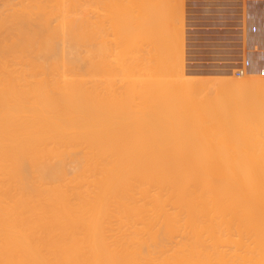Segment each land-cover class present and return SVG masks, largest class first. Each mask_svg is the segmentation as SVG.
Instances as JSON below:
<instances>
[{"label":"bare ground","instance_id":"bare-ground-1","mask_svg":"<svg viewBox=\"0 0 264 264\" xmlns=\"http://www.w3.org/2000/svg\"><path fill=\"white\" fill-rule=\"evenodd\" d=\"M152 2L143 3L146 17L140 0H0V264H264L263 138L250 128L253 143L240 135L246 126L238 133L227 121L226 133L210 122L209 130L212 108L197 95L215 86L228 97L212 101L236 107L264 80L191 75L179 45L184 18L169 21L167 3L156 2L166 13ZM148 35L169 57H153L158 71L153 58V70L138 59L153 50L138 48ZM135 58L156 71L149 119ZM250 98L240 101L243 117L254 111L253 122L264 121ZM172 125L184 132L178 139ZM243 138L261 144L247 153Z\"/></svg>","mask_w":264,"mask_h":264},{"label":"rangeland","instance_id":"rangeland-1","mask_svg":"<svg viewBox=\"0 0 264 264\" xmlns=\"http://www.w3.org/2000/svg\"><path fill=\"white\" fill-rule=\"evenodd\" d=\"M141 1H142V5H141ZM144 1H145V0H144ZM144 1H143V0H140V6H141V7H140V10H141L142 8H143V9H146V7H147V6H146V7H143V3H144ZM148 1H149V0H148ZM150 1H153L152 3L155 2L154 4H156V5H155V6H156V9L159 8V9H161L162 11H166V13H167V10H163V9H162L163 6H164L163 4H161V3L159 4L160 6H162V8H160V6L157 4V3H159V2H162V3L166 2L167 4H166V3H164V4H166L165 6H167L168 8H171V9H172V7L174 6V8L172 9V11H171V9H170V12H168V13H169V17H170L171 15L174 16V14H175V12H176L177 15H179V17H180V19H181V20L179 19L180 21H182V19L184 18L183 21H182V26H183L184 28L181 29V27H180V29L182 30V34H183V35H181V33L179 34V35L182 36V42L185 41L183 44H182V42H180V44H179V45H182V46H183V47H182V46H180V47L182 48L183 60H184V67L187 68V69L189 68L188 70L191 71V73H192V71L194 70L193 73H192L191 75H197V74H198V75H202V76H204V74H203L204 72L202 71V68H201V67H197V69H196V66H197V63H198V62H197V60H195V59L192 58L193 56H192L191 51H190V49H189V47H190V45H191V43H192V40H193V38H194V33H193V32L196 30V29H194L195 27H193V24H194V23H193V24H191V23L194 22L195 19L201 17L200 14L202 15L205 11H206V12L208 11V9H209V8H208V3L210 4L211 2H210V1H205V0H182V1H183V4H184V5L182 4V7H184V8H183V12H182V8L180 7V6H181L180 4H181V2H182L181 0H180V1H179V0H177V1L174 0V3H173V2H172V3L170 2V1H173V0H163L164 2H163V1H160V0H156V1H155V0H150ZM157 1H158V2H157ZM175 1L178 2L179 6H177V7H179V8H176V6H175V3H176V2H175ZM189 1H190V2H189ZM156 2H157V3H156ZM204 2H205V4H206V3H207V4L205 5ZM148 3H149V2H148ZM150 3H151V2H150ZM202 3H203V4H202ZM212 3H216V2H212ZM223 3H229V2H223ZM168 4H169L170 6H168ZM171 4H172V5H171ZM176 4H177V3H176ZM178 4H177V5H178ZM187 4H188V5H187ZM147 5H148V4H147ZM157 5H158L159 7H157ZM152 6H153V4H152ZM165 6H164V9H166ZM193 6H194V7H193ZM198 6H199V7H198ZM196 7H197V8H196ZM201 7H202V8H201ZM148 8H149V7H148ZM152 8H153V7H152ZM152 8H151V7L149 8V9L151 10V13L155 14V12H156L155 15H157V11H156L155 9H152ZM180 8H181V9H180ZM192 8H195V9H192ZM198 8H200V10H199ZM176 9H177V10H176ZM140 10H139V12H140V15H141V14H142V13H141L142 10H141V11H140ZM153 10H154V12H152ZM161 10H160V11H161ZM168 10H169V9H168ZM175 10H176V11H175ZM180 10H181V11H180ZM184 10H185V11H184ZM186 10H187V11H186ZM189 10H190V11H189ZM192 10H193V11H192ZM146 11H148V10H147V9H146V10H143V12H144L143 14L145 15V13H146V14H147L146 17H147V16H148V12H146ZM162 11H161V13H160V14L162 15V19H165V20H164L165 25H166V24L169 25V23H168V18H169V17H167L168 14L166 15V13H164V12H162ZM191 11H192V12H191ZM171 12H172V14H171ZM180 12H181V13H180ZM188 12H189V13H188ZM179 13H180V14H179ZM185 13H186V14H185ZM194 13H195V14H194ZM160 14H158V15H160ZM164 14L166 15L165 17H164ZM193 14H194V15H193ZM197 14H198L199 16H197ZM132 15H133V13H132ZM182 15H183V17H182ZM186 15H187V16H186ZM140 17H142V16H140ZM152 17H153V16H152ZM157 17H160V16H157ZM186 17H187V18H186ZM142 18H143V17H142ZM155 18H156V17H155ZM166 18H167V19H166ZM148 19H149V18H148ZM142 20H143V19H142ZM170 20H172V17H170L169 21H170ZM153 21H154V20H153ZM156 21H159V22H160L159 25H161V23L163 24V22H161L160 20H157V19H156ZM177 21H178V20H177ZM141 22H142V21H141ZM146 22H147V20H146ZM159 22H157V23H159ZM178 22H179V21H178ZM186 22H187V24H186ZM150 24H152V23H150ZM150 24H149V25H150ZM177 24H178V23H177ZM143 25L146 26L147 23H146V25H145V23H144ZM156 25H157V24H156ZM165 25H164V26H165ZM151 26H152V25H151ZM151 26H150V28H151ZM161 26H162V25H161ZM161 26H160V29H161ZM164 26H163V27H164ZM155 27H159V26H155ZM166 27H167V25H166ZM141 28H142V27H141ZM147 28H148V26L146 27V29H147ZM152 28H153V27H152ZM167 28H168V27H167ZM167 28H166V29H167ZM154 29H155V28H154ZM157 29H158V28H156V30H157ZM160 29H159L158 31H160ZM193 29H194V30H193ZM141 30H142V29H141ZM143 30L146 31L145 29H143ZM148 30H150V29L148 28ZM148 30H147V31H148ZM161 30H163L164 33H162V31H160L159 34H161V33H162V34H166L165 32H167V31H165L164 29H161ZM167 30H169V29H167ZM181 30H180V31H181ZM147 31H146V32H147ZM152 31H153V29H152ZM153 32H154L153 34L155 35V31H153ZM143 33H144V32H143ZM150 33H152V32L150 31ZM186 33L189 34V35L187 36ZM145 34H146V33H145ZM148 34H149V32H148ZM153 34H152V35H153ZM168 34H169V33H168ZM168 34H167V35H168ZM191 34H192L193 37L191 36ZM142 35H143V34H142ZM156 35H157V34H156ZM156 35H155V36H156ZM167 35H166V39H165V40H167V41L170 42V38H167ZM145 36H147V35H145ZM145 36L143 37V39H139V40H141L142 42L139 41V42H141V46H140V44H139V45H138V48H142L143 51H144V46L147 47L148 50H151V49L153 48L154 52H153V50H151V51L154 53V55H153V53H150L151 51H148V50H147V51L149 52L148 54H150V55L147 56L148 54H146L147 57L145 56V58H144V57L141 56L142 59H141V58H138V59H139V60H142V61L147 59L146 62H145L146 64L150 61V62H149V66L146 65V67H149V69H152V70H153L154 67H151V66H153L152 63H151L152 58H153V57H154V58H156V57L160 58L159 55H161V59L163 58L162 61H163V60L166 61V60H168V59H167L168 55H167V57H166L165 55L163 56V54H162V53H163V50H162V49H161V50H162L161 52H160L157 48L154 49V47H156V45H157V43H156L157 40H155V39H151L150 35H148L147 38H146ZM158 36H159V35H158ZM161 37H165V35H160V38H161ZM168 37H169V36H168ZM189 37H190V38H189ZM144 38H145V39H144ZM149 38H150L151 40H149ZM154 38H155V37H154ZM157 38H158V37H157ZM160 38H159V39H160ZM147 39H148V40H147ZM168 39H169V40H168ZM143 40H144V41H143ZM154 40H155V41H154ZM190 40H191V41H190ZM147 41H148V42H147ZM161 41L164 43V41L160 39V42H161ZM143 42H144L145 45L143 44ZM150 42H151L152 44H153V42H154V44L152 45ZM146 43H147V44H146ZM148 43H149V45L151 44V47H152V46H154V47L150 48V46L148 45ZM155 43H156V44H155ZM170 43H171V42H170ZM178 43H179V42H178ZM187 43H188V44H187ZM142 44H143V45H142ZM165 44L167 45V47L169 46V45H168V42H167V43L165 42ZM158 45H159V44H158ZM170 45H171V44H170ZM134 47H137V46H134ZM134 47L131 46V48H132L133 50L136 49V48H134ZM157 47H159V46H157ZM168 48H169V47H168ZM164 49H165V48H164ZM138 50H139V49H138ZM142 50L140 49L139 51H142ZM130 51H131V50H130ZM143 51H142V53H143V56H144V55H145V54H144L145 51H144V52H143ZM147 51H146V52H147ZM155 51H157V53H155ZM158 51H159V53H158ZM164 51H168V50H164ZM186 51H188V52H186ZM189 51H190V52H189ZM132 52L135 53L134 51H132ZM146 52H145V53H146ZM142 53L139 52V54L136 53V54H133V55L136 57V56H140V55H142ZM160 53H161V54H160ZM165 53H166V52H165ZM137 54H138V55H137ZM167 54H168V52H167ZM186 54H187V55H186ZM188 54H189V56H188ZM127 55L130 56V54H127ZM131 55H132V53H131ZM133 55H132V56H133ZM190 55H191L192 57H191ZM150 56H151V59H149ZM155 56H156V57H155ZM187 57H188V58H187ZM136 58H137V57H136ZM136 58H135V59H136ZM154 58H153V59H154ZM158 58H156V59H158ZM164 58H166V59H164ZM168 58H169V57H168ZM190 58H191V59H190ZM129 59H130V58H129ZM132 59H133V58L131 57L130 60H132ZM138 59H136L137 66H138L137 70H138V72H139L140 69H142V70L140 71V72H142V73H139V74H140V75L142 74V75H141L142 79L144 78V79L142 80V81H143V82H142V85H143V86H141V87H142V91H143V92H142V96H141V100L143 101V103H142V101H141V105H144V106H142V108L144 107L143 110H142V111H144V112H143V113L141 112V113H142V115L145 114V116L147 117V116L150 115V113H149V110H150V109H149V106H150L151 91H152V86H153V83H152V82H153V80H154V79H152V78H154V76H152V75H154V74L156 73V71H158V70H157V68H158V65H157V64H158L159 61H157V60L154 59V60H155L154 64L156 65V69H154V70H156V71H155V72H154V71L152 72L151 70H148L146 67H144V68H146V69L142 68V67H141V65H142L141 62H142V61H139V62H138ZM127 60H128V59H127ZM130 60H129V61H130ZM148 60H149V61H148ZM154 60H153V61H154ZM129 61H128V62H129ZM153 61H152V62H153ZM156 62H157V63H156ZM187 62H188L189 64H188ZM132 63H133V62H132ZM132 63H130V64H132ZM139 63H141V64H139ZM145 63L143 62V65H144ZM159 63H160V62H159ZM167 63H168V62H167ZM167 63H166V64H167ZM193 63H195V64H194V66L192 67ZM161 64H163V62H161L160 65H161ZM190 64H191V65H190ZM168 65H169V63H168L167 65H165V66H168ZM189 65H190V66H189ZM198 65H199V63H198ZM139 66H140V67H139ZM165 66H164V67H165ZM186 66H187V67H186ZM161 67H162V66H161ZM161 67H160V68H161ZM164 67H163V69H164ZM160 68H159V69H160ZM167 68H168V67H167ZM168 69H169V68H168ZM161 70H162V68H161ZM159 71H160V70H159ZM162 71H163V70H162ZM167 71H168V70H167ZM168 72H169V71H168ZM197 72H198V73H197ZM200 72H201V73H200ZM227 72H228V73H227ZM235 72H236V67H235V68H231L230 70L225 71V74L219 76V78L222 77V79H223V78H224V79H232V78H234V79H238L237 76L235 75ZM148 73H149V74H148ZM158 73H159V72H158ZM160 73H161V71H160ZM195 73H196V74H195ZM199 73H200V74H199ZM150 74H151V77H147V76H149ZM164 74H165V73H164ZM167 74H168V73H167ZM246 74H247V70H246ZM143 75H144V76H143ZM169 75H171V74H169ZM233 75H234V76H233ZM158 76H159V75H158ZM167 76H168V75H167ZM159 77H162V76L160 75ZM164 77H165V79L167 78L166 75H165ZM164 77H162V78H164ZM170 77H172V75H171ZM170 77L168 76V78H170ZM173 77L176 78V76H173ZM173 77H172V78H173ZM252 77H253V76H252ZM162 78H160V79H162ZM165 79H164V80H165ZM148 80H149V81H148ZM162 80H163V79H162ZM166 80H167V79H166ZM144 81H145V82H144ZM150 84H151V85H150ZM125 85H126V84H125ZM128 85H129V83H128ZM147 85H148V86H147ZM149 85H150V86H149ZM262 87H263V86H261V87L258 86V87H256L255 89H253V91H255V92H256V91H257V92H260V91H261V92H263L264 89L261 90ZM150 88H151V89H150ZM203 88H204V87H203ZM203 88H201V89L203 90V92H200V91H202V90H199V94H197V95H198V97H200V95H201V98H202V100H203L202 103H204L205 106H206V104H207V106H209V107H211V108L213 109V110L211 109L210 112H211V115H212V114L214 115V118H212L213 115L210 117V115H209V114H210L209 111H208V115H207V114H206V113H207L206 110L203 109L204 112H205L204 115L206 114V115H207V116L205 115L206 117L209 116V117H210V118H209L210 120H211V118L213 119V120H211V121H210V120L207 121V120L204 119V121L206 122L205 125H204V123L202 122V124H203L204 126L207 127L206 124H208V125L210 126V124H209V122H210L211 125H212V127L214 126V128H220V129H214V130H217V131H221L224 127H229V126H231V125H232L233 127H234V125H235V127L237 126L236 128H237V130H238V128H240V127L242 126V127H241L242 129L240 128L241 131L239 130L238 133H239V132L241 133L242 130L245 128L244 126H246V128L249 129V130L246 131V128H245V129L243 130L242 134H240V135H242V137L244 136L243 134H246V132H248L247 134L249 135V134L252 133V132H250V131H252L251 129H255V130H253V131H255V134H257V135H255L256 138H257V136L259 135L260 137H262V138L264 139V129H263V128H264V127H263L264 124H262V126L259 125L261 122L264 123V121H263V120H262V121L260 120V121H261V122H260L259 120H257V122L259 121V123H256V121L253 122L252 116H255V115H253V113H255L254 111H252L253 113H251L252 116H251L250 112L248 111L249 114H250V116L248 115V117H247V116L243 117L244 114L242 115V112H245V111H247V110H245V108H244V109H241V108L239 107V106H242V105H240V104H241L240 101H241L242 104H243V103L245 102V99H246V100H247L246 103H247V102L249 103L250 101H249L248 99H249L250 97H252V96H250V97L247 96V98H248V99H247V98H245L246 95H245V97H244V96L241 97L240 95H238V96H240V97H239V98L237 97L236 99L239 100V103L237 104L238 106H236V107H235V105H236L235 103H232L231 105H229V104H227V103L224 102V103H223L224 105H222V102H221V101H216V102L214 101L215 103L212 101V99H213V100L215 99V96H216V95H217L216 97L219 99L218 94H216V93H217V90H216V93H215V86H214V87L212 86V88H214V91H213V89H212L211 87H210V88H204V89H203ZM211 89H212V90H211ZM216 89H217V88H216ZM208 90H209V91H208ZM250 90H251V92H252V89H250ZM250 90H249V93H250V94H253V93L250 92ZM259 90H260V91H259ZM207 91H208V92H207ZM204 92H205V93H204ZM211 92H212V93H211ZM245 92H246V91H245ZM261 92H260V93H256V94L254 93V94H253V97H252V98H253V101H254V103H255V105H254L253 108L257 107L259 111H258L257 109H256V111L260 112V115H259V113H256L257 115H259V116H258V119H259L260 116H263V115H264V98H262L264 95L261 96V94H264V92H263V93H261ZM144 93H145V95H144ZM196 93H198V92L196 91ZM221 93H222V94H221V96H220V97H221L220 99H222V98L224 97L223 99L225 100L226 96L228 97V95H226L227 92H221ZM223 93H224V95H223ZM215 94H216V95H215ZM244 94H248V92H246V93H244ZM244 94H242V95H244ZM250 94H248V95H250ZM203 95H204V96H203ZM255 95L257 96V98L255 97ZM206 96L209 97V98H206ZM222 96H223V97H222ZM258 97H259V98H258ZM201 98H200L199 102L202 101ZM204 98H205V99H204ZM217 98H216V99H217ZM240 98H241V99L243 98V99L240 100ZM252 98H250V99H252ZM255 98H256V100H255ZM207 99H209V100H207ZM216 99H215V100H216ZM218 99H217V100H218ZM220 99H219V100H220ZM257 99H259V100H258L259 103H258ZM262 99H263V100H262ZM206 100H207L208 103H206ZM243 100H244V101H243ZM144 101H145V102H144ZM255 101H257V102H255ZM236 102H237V100H236ZM209 103H210V104H209ZM217 103H218V104H217ZM219 103L222 105V109H223V110H224L225 108H228L227 106H230L229 108L233 109V111H227V112L225 111V112L228 114V118H227L226 120H224V119L222 120V122H223V121H227L228 126H224L225 124H227L226 122H225V124H224V122L222 123L221 121H219V120H221V118H225V117L222 115V113H223L224 111H223L222 113H221V111H220V110H222V109H220V108H221V105H220ZM246 103H245V105H246ZM251 103H252V101H251ZM256 103H257V106H256ZM258 104H259V105H258ZM210 105H212V106H210ZM251 105H253V104H251ZM251 105H248V106L250 107ZM224 106H226V107H224ZM248 106H246V107H248ZM209 107H208V108L206 107L205 109H210ZM215 107H218V108L220 107V108H219V109L216 108V109L214 110ZM239 108H240L241 110H240ZM144 109H145V110H144ZM237 110H238V111L240 110V111L237 112ZM242 110H245V111H242ZM248 110H249V109H248ZM252 110H253V109H252ZM213 111H215V113H214ZM218 111H220V113H219ZM212 112H213V113H212ZM216 112H218L219 115H218V114L216 115ZM225 112H224V113H225ZM224 113H223V114H224ZM237 113H238V114H237ZM147 114H148V115H147ZM246 114H247V113H246ZM246 114H245V115H246ZM261 114H262V115H261ZM220 115H221V116H220ZM241 115H242V118H240ZM257 115H256V116H257ZM145 116H142V117L144 118L143 121L145 120V123H147L148 120L145 119ZM219 116H220L221 118H219ZM226 116H227V115H226ZM236 116H238V117H236ZM206 117H205V118H206ZM215 117H216V119H215ZM217 117H218V118H217ZM249 117L252 119V121H250V122L253 124L252 126H251V123H245V122H249V120H251V119H249ZM147 118L149 119L150 117H147ZM237 118L240 119V120L242 121V124H241V122H239V120H238ZM243 118H244V120H245L246 118H248V121H247V120L244 121ZM206 119H207V118H206ZM229 119H230V121H228ZM235 119H237V120H235ZM254 119H255V118H254ZM260 119H261V118H260ZM263 119H264V118H263ZM214 120H215V121H214ZM149 121H150V120H149ZM212 121H213L214 124L212 123ZM218 121H219V122H218ZM150 122H151V121H150ZM168 122H169V124L171 123L170 120H169ZM220 122H221V123H220ZM145 123H144V124H145ZM166 123H167V122H166ZM239 123H240V124H239ZM147 124H148V123H147ZM167 124H168V123H167ZM169 124H168L167 126H169ZM221 124H222V126H224L223 128H221V127H222V126H220ZM254 124H256V125H254ZM257 124H258V125H257ZM145 125H146V124H145ZM173 125L176 126V124H173ZM173 125H172V128H171V126H170V128L168 127L169 130H167V131H168V132H172V133H173L172 136H174V137H175V134L178 135V138H179V136H180L181 134H183L184 132H183V131H177V130H175L174 127H173ZM167 126H166V129H167ZM250 126H251V127H250ZM243 127H244V128H243ZM254 127H255V128H254ZM262 127H263V128H262ZM175 128H176V127H175ZM207 128H209V130H210V129L212 130L211 127H207ZM250 128H251V129H250ZM258 128H259L260 130H258ZM230 129H233V128L230 127ZM225 130H227V129L225 128ZM225 130H224V131L222 130V132H225V133H226L227 131H225ZM234 130H235V129H234ZM257 130H258L259 133L257 132ZM261 130H262V131H261ZM181 132H182V133H181ZM229 132H230V131H229V129H228V133H229ZM231 133H232V132H231ZM168 134H169V133H168ZM236 134H237V133H236ZM247 134H246V135H247ZM252 134L254 135V132H253ZM252 134H251V140H252V141H253V140L256 141L257 139H259V137H258L257 139H256V138H255V139H252V138H254V136L252 137ZM170 135H171V134H170ZM238 135H239V134H238ZM240 135H239V136H240ZM246 135H245L244 137H245V138L248 137L247 139H249L250 137H249V136L246 137ZM180 137H181V136H180ZM171 138H172V137H171ZM175 138H177V136H176ZM178 138H177V139H178ZM240 138H241V136H240ZM262 138H261V139H262ZM172 139H173V138H172ZM247 139H244V138H243L242 140H244V141H246V142L248 143V140H247ZM263 139H262L261 141H260V139H259V141L262 142V141H264ZM173 141H174V140H173ZM249 141H250V140H249ZM252 141H250V143H248V146H249V144H253V143H254V141H253V143H252ZM256 142L258 143V141H256ZM260 142H259V143H260ZM242 143H243V142H242ZM242 143H241V140H240V145H241ZM263 143H264V142H262V144H263ZM245 144H246V143L244 142V145H245ZM260 144H261V143H260ZM260 144H257L258 146H253V145H255V144H253L252 146L250 145V146L252 147V148H251L252 151L254 150L253 147H256V148H257V147H259ZM242 145H243V144H242ZM242 145H241L240 147H242V148H247V146H246L247 144H246L245 146H242ZM250 146L248 147V149L250 148ZM261 147H264V146H261ZM261 147H260V148H261ZM251 149H249V151H246V152L249 153V152L251 151ZM257 149H258V148H257ZM257 149H256V151H257ZM260 150H261V151H260ZM252 151H251V152H252ZM259 151H260V152H259ZM263 151H264V150H263ZM263 151H262V149H259L257 153L254 152L253 154H257V155H258V154H262L261 152H263ZM244 154H245V153H244ZM263 154H264V152H263ZM246 155H248V154H246ZM249 155H250V154H249Z\"/></svg>","mask_w":264,"mask_h":264},{"label":"crops","instance_id":"crops-1","mask_svg":"<svg viewBox=\"0 0 264 264\" xmlns=\"http://www.w3.org/2000/svg\"><path fill=\"white\" fill-rule=\"evenodd\" d=\"M205 1L217 2V3L208 4L209 9L207 12L206 11L204 12V14L205 13L206 14L205 15L203 14L201 17L194 20L195 23L193 24V27H195L196 30L193 33H194L195 39L193 38L192 43H191V45L193 47L192 46L189 47L190 51L192 50L191 54L193 55V58L195 60L199 61L198 63H200V64L198 66L200 67V65H201L202 71L204 72L203 74L204 75L207 74L205 76L209 75V76L219 77L221 75H224L225 71L230 70L231 68L245 67L248 75L253 76V77H258L260 79L262 78L264 80V75H263L264 74V0H233V1L230 0L233 3H231L229 0H221L223 2H226V1L230 2L229 6H228V3L224 4L220 0L219 1L218 0H216V1L215 0H212V1L211 0H205ZM243 1H245V2H243ZM260 1L263 4V6L260 3ZM218 2H219V4H218ZM239 2H241V3L239 4ZM225 8H227V9H225ZM242 8H243V10H242ZM234 10H235V12H234ZM208 12H210V13H208ZM215 17H217L219 20ZM242 17H244V18H242ZM212 19L214 21H212ZM243 20H245V22H243ZM202 22L204 24H202ZM205 23H207V24H205ZM211 23H213V24H211ZM243 32H244V34H243ZM247 33L249 36L247 35ZM250 33L252 36L250 35ZM234 35H237V36L239 35V37L240 36L241 37L239 38V37L234 36ZM200 36H201V38H200ZM204 37H205V40H204ZM243 37H245L244 40H243ZM235 38H236V40H235ZM193 41L195 42V44ZM205 41H207L208 43ZM213 41H214V44L212 43L213 44L212 45L211 42H213ZM233 41H234V43H233ZM223 42L225 43V45H223ZM236 42H237V44H236ZM207 44H208V46H207ZM222 48H224L223 51H225V52H222ZM252 49H253V51H252ZM218 51L220 53H217ZM242 51H244V52H242ZM220 54H221V56H220ZM242 54H244V57ZM198 55H200V56H198ZM248 59H249V61H248ZM243 62H245V63L243 64ZM207 63L210 65L208 66ZM251 63H253V64H251ZM202 64H203V66H202ZM224 64H226V65H224ZM227 64H228V66H227ZM218 66H220V68ZM251 69H253V70H251ZM204 70L207 72H205ZM211 74H213V75H211Z\"/></svg>","mask_w":264,"mask_h":264},{"label":"built area","instance_id":"built-area-1","mask_svg":"<svg viewBox=\"0 0 264 264\" xmlns=\"http://www.w3.org/2000/svg\"><path fill=\"white\" fill-rule=\"evenodd\" d=\"M244 74H246V68L245 67L236 68V72H235L236 76H242Z\"/></svg>","mask_w":264,"mask_h":264}]
</instances>
